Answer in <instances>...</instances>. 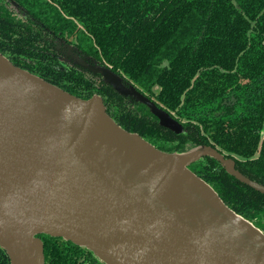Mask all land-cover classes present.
I'll return each instance as SVG.
<instances>
[{
  "label": "water",
  "instance_id": "95a60500",
  "mask_svg": "<svg viewBox=\"0 0 264 264\" xmlns=\"http://www.w3.org/2000/svg\"><path fill=\"white\" fill-rule=\"evenodd\" d=\"M84 65L147 105L163 126L184 131L111 68ZM0 84L19 101L0 95V245L11 264H45L41 233L86 247L106 264H264V232L188 168L212 156L264 193L233 158L211 145L164 152L121 127L102 96L77 97L1 52ZM190 153L185 166L176 161Z\"/></svg>",
  "mask_w": 264,
  "mask_h": 264
},
{
  "label": "trees",
  "instance_id": "16d2710c",
  "mask_svg": "<svg viewBox=\"0 0 264 264\" xmlns=\"http://www.w3.org/2000/svg\"><path fill=\"white\" fill-rule=\"evenodd\" d=\"M0 52L77 97L102 96L121 127L156 148L211 145L264 185V0H0ZM84 64L111 68L184 131ZM188 168L245 219L264 215V193L214 157ZM38 236L45 264H106L70 240ZM0 264H11L1 245Z\"/></svg>",
  "mask_w": 264,
  "mask_h": 264
},
{
  "label": "bare ground",
  "instance_id": "6f19581e",
  "mask_svg": "<svg viewBox=\"0 0 264 264\" xmlns=\"http://www.w3.org/2000/svg\"><path fill=\"white\" fill-rule=\"evenodd\" d=\"M0 95L4 96L5 98L7 99H10L14 102H16L18 104V99L17 97L9 90L7 89L4 85L0 84ZM19 105V104H18ZM195 156V153H190V154H186V155H183L182 157H179L178 160L176 161H180L182 165H186V163L192 159L193 157ZM181 185L187 189V190H191V187L184 181H180Z\"/></svg>",
  "mask_w": 264,
  "mask_h": 264
},
{
  "label": "rangeland",
  "instance_id": "374dc122",
  "mask_svg": "<svg viewBox=\"0 0 264 264\" xmlns=\"http://www.w3.org/2000/svg\"><path fill=\"white\" fill-rule=\"evenodd\" d=\"M208 183V182H207ZM248 220V219H247ZM249 221L251 223H253L256 227H258V225L260 227H258L262 232H264V215L260 214L259 218H253V219H249ZM100 264V263H99Z\"/></svg>",
  "mask_w": 264,
  "mask_h": 264
},
{
  "label": "flooded vegetation",
  "instance_id": "af4514ba",
  "mask_svg": "<svg viewBox=\"0 0 264 264\" xmlns=\"http://www.w3.org/2000/svg\"><path fill=\"white\" fill-rule=\"evenodd\" d=\"M70 49H71V48H70ZM68 54H70L72 57H75L74 59L78 58V57L76 56V54H74V53L71 52V51H69Z\"/></svg>",
  "mask_w": 264,
  "mask_h": 264
}]
</instances>
